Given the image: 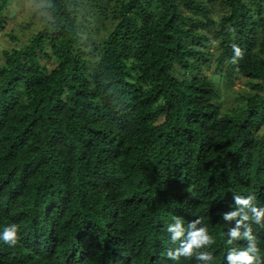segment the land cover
I'll return each instance as SVG.
<instances>
[{"label":"trees","instance_id":"16d2710c","mask_svg":"<svg viewBox=\"0 0 264 264\" xmlns=\"http://www.w3.org/2000/svg\"><path fill=\"white\" fill-rule=\"evenodd\" d=\"M33 1L41 29L0 64V225L18 226L0 264H205L177 252L196 221L208 264H230L245 231L264 257V0ZM212 27L215 73L252 91L227 112L200 75Z\"/></svg>","mask_w":264,"mask_h":264},{"label":"rangeland","instance_id":"374dc122","mask_svg":"<svg viewBox=\"0 0 264 264\" xmlns=\"http://www.w3.org/2000/svg\"><path fill=\"white\" fill-rule=\"evenodd\" d=\"M210 17L217 23L220 17L225 14L226 9L218 2L210 3ZM43 3L34 2L33 0H11L10 5L4 12L6 18L4 29L0 31V64L3 63V52L13 48H20L41 29L46 12L43 10ZM110 17V14H107ZM111 20L92 21L91 27L87 32L83 33L84 44L86 49L90 48V40L87 37L98 42V40L106 36L111 28ZM216 27L205 30V33L210 38L208 43L209 51L212 53L210 62L207 66H203L200 71L201 76L208 77L213 84L218 88L219 99L216 103L223 112H227L232 108H238L243 105L244 98L252 93L249 87L246 86L245 80L232 76L231 80L226 82L223 74H216L214 71V57L218 53L217 41L213 38V32ZM53 67L52 64L49 68Z\"/></svg>","mask_w":264,"mask_h":264},{"label":"clouds","instance_id":"9594fccd","mask_svg":"<svg viewBox=\"0 0 264 264\" xmlns=\"http://www.w3.org/2000/svg\"><path fill=\"white\" fill-rule=\"evenodd\" d=\"M235 55H239V49H235ZM234 199L237 204L247 206L251 197L235 195ZM254 217L257 223L260 222V218L264 216V208L257 209L252 208ZM235 212L225 213L224 218L228 219L229 217H234ZM199 221L192 222L189 224V231L187 235V240L181 242V247L177 249L178 254L183 255L184 257L196 256L198 260H202L205 264H208L211 261V253L209 251H202V247L213 242L212 236L208 234V231L205 227L196 228V223ZM168 229L173 232V240L182 235L183 229L181 228V221L176 220L175 224H169ZM17 231L18 226L16 223H6L0 225V241L7 243L9 245H15L17 242ZM230 234L232 237H237L238 232L236 230H231ZM250 243L246 248L239 249L237 251H230L227 255V260L230 261V264H261L264 261V257L261 255L260 249L257 248L253 236L250 234V231H245L243 233ZM226 243H231V241H226Z\"/></svg>","mask_w":264,"mask_h":264}]
</instances>
